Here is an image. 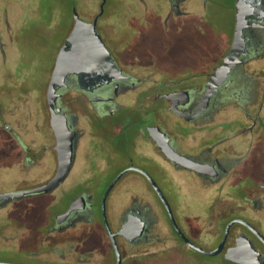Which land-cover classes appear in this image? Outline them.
Returning <instances> with one entry per match:
<instances>
[{"label": "flooded vegetation", "instance_id": "af4514ba", "mask_svg": "<svg viewBox=\"0 0 264 264\" xmlns=\"http://www.w3.org/2000/svg\"><path fill=\"white\" fill-rule=\"evenodd\" d=\"M247 1L252 12L244 42L232 49L233 27L218 58L204 53L182 72L160 68L145 49V37L167 41L163 37L171 31H184L187 23L176 21L191 17L190 0H127L120 22L127 33L115 35L113 43L103 34V14L98 18L110 57L95 71L69 74L58 89L55 109L73 133L66 173L49 190L0 200V211L15 214L9 235L7 222H0V238L13 241L12 251L37 258V264H116L103 218V198L113 183L105 212L121 264L173 247L209 255L187 244L164 200L195 245L213 250L224 238L221 250L209 256L240 264L225 256L236 248L239 259L264 264V0ZM105 24L113 26L108 19ZM44 109L41 126L37 121L27 142L11 130L14 150L8 163H0L9 182L0 192L32 189L56 174V136L46 100ZM38 195L64 205L30 224L21 209ZM76 200L81 207L65 214Z\"/></svg>", "mask_w": 264, "mask_h": 264}, {"label": "rangeland", "instance_id": "374dc122", "mask_svg": "<svg viewBox=\"0 0 264 264\" xmlns=\"http://www.w3.org/2000/svg\"><path fill=\"white\" fill-rule=\"evenodd\" d=\"M73 1L0 0V163H8L11 159L13 131L27 142L30 131L38 129L37 121L40 126L42 124L46 88L55 55L72 25L70 10ZM78 1L80 5L76 6L81 15L91 19L98 12L101 0ZM126 1L107 0L105 4L100 25L110 43L127 33L120 26L121 19L127 16ZM189 7L191 17L182 16L176 21L187 23L184 31H171L168 38L163 37L167 41L159 40L160 37H145V49L155 56L160 68L170 72L189 70L204 53L218 58L232 38L234 0H190ZM106 19L111 20L113 26L105 24ZM8 172L0 169V189L9 182ZM34 201L33 205L21 209L28 215L30 224L39 216H47L64 205L48 195H38ZM97 214L98 227L104 231L100 212ZM14 215L10 210L0 211V222L8 224L7 235L13 228L10 219ZM13 244L10 239L0 238V246L4 247L0 249V260L40 263L35 257L23 259L11 250ZM42 264L53 263L46 261ZM136 264L232 263L219 256L198 255L173 247L157 254H145Z\"/></svg>", "mask_w": 264, "mask_h": 264}, {"label": "water", "instance_id": "95a60500", "mask_svg": "<svg viewBox=\"0 0 264 264\" xmlns=\"http://www.w3.org/2000/svg\"><path fill=\"white\" fill-rule=\"evenodd\" d=\"M106 0L100 2V9L97 14L93 17L91 21L85 20L76 6L71 9L72 14V26L66 35L65 42L60 45L54 59V64L51 70L50 79L46 88V101L50 109L51 114V125L56 136V149L59 160V166L54 177L47 183L26 190H10L0 192V200L16 195H23L26 193L41 192L43 190H49L55 187L59 181L63 178L66 173L73 156V133L67 126L66 116L63 113L58 112L55 109V104L58 96V89L65 83L66 77L71 73H90L103 66V64L108 60L111 53L106 46L101 34L97 30L98 18L104 12V5ZM252 12V6L247 0H236V12H235V26L234 35L232 40V49H237L241 43L244 42V28L246 27L249 16ZM222 65L220 69H224ZM227 69V68H226ZM219 70V69H218ZM168 96H171L168 95ZM111 183L106 191L103 198V218L107 228V232L110 236L111 242L113 244L117 262L116 264H121V254L115 239L116 233L111 230L109 225L106 212H105V199L108 191L112 187ZM78 200L73 201L65 214H69L73 209L81 207L78 205ZM165 207L169 213L171 221L177 228L180 235L187 242V244L194 249H197L205 254L214 255L218 253L222 246L221 243L213 250L203 249L195 245L179 228L175 218L173 216L172 208L167 200H164ZM238 220V219H236ZM235 221L232 220L228 223L226 227V232L230 224ZM120 232H123L121 230ZM225 232V234H226ZM236 248H230L226 251L225 256L227 259L240 264H262L260 261L258 263H250L239 259L235 254ZM0 264H27L22 262L6 261L0 260Z\"/></svg>", "mask_w": 264, "mask_h": 264}, {"label": "trees", "instance_id": "16d2710c", "mask_svg": "<svg viewBox=\"0 0 264 264\" xmlns=\"http://www.w3.org/2000/svg\"><path fill=\"white\" fill-rule=\"evenodd\" d=\"M73 5H77V6L80 5V1H78V0L73 1L71 6H73ZM69 16H70V13H69Z\"/></svg>", "mask_w": 264, "mask_h": 264}]
</instances>
